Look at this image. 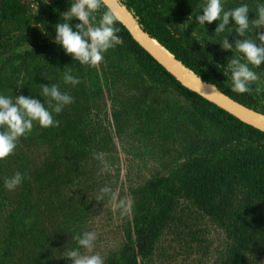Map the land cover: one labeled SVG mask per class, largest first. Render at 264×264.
I'll use <instances>...</instances> for the list:
<instances>
[{"label":"trees","instance_id":"16d2710c","mask_svg":"<svg viewBox=\"0 0 264 264\" xmlns=\"http://www.w3.org/2000/svg\"><path fill=\"white\" fill-rule=\"evenodd\" d=\"M66 1L36 0L38 9L33 12L29 0H0V57L4 59L3 51L12 50L17 41L30 35L32 45L44 43L57 58V66L63 74L70 67L72 74L81 81L72 86L76 88L77 100L74 98V103L66 106L59 115L53 113L54 119L60 121L59 127L42 128L34 124L33 130L20 139L8 168L12 175L18 171L24 175L22 184L14 191L6 190L1 177L6 172L0 169V207L5 213L0 225V264H57V248L79 234L77 221L82 215L76 213L81 214L80 209L87 205L82 201L78 210L68 202V205H59L49 212L43 207L42 188L50 187V180L56 182L63 177V166L83 164L84 158L107 149L110 142L107 132L99 136L100 128L93 121V113L85 114L86 108L82 104L84 101L96 104L102 100L101 70L90 66L85 68L64 49H55L56 32H46L47 25L58 13L70 9ZM120 1L133 13L145 32L198 77L252 108L245 99L231 94L218 81V67L207 61L197 49L193 52L183 47L180 37H186L185 33H180L179 37L173 33L172 17L192 14L198 6L197 0ZM104 11L108 9L103 5L96 13L102 15ZM115 27L122 39L118 46L121 60L125 62L122 71L131 83L126 84L127 89L133 90L136 79H144L141 70L132 66L135 58L148 70L149 77L153 76L179 96L190 100L192 107L184 117L176 113L172 115L174 110L169 108L170 105H159L161 98H149L148 89L138 86L136 89L141 92L136 91L139 103L136 111L126 105L135 92L131 95V91H127L115 101L119 104L112 113L116 125L124 118L136 117L137 126L143 128L150 126L155 119L159 122L158 118L162 116L165 128L161 129L159 123L154 125L156 131H161L158 136L162 139H170V128H179L178 134L182 137L191 135L190 128L199 124L214 126L218 135L215 139L201 136L200 140L190 141L184 138L180 149L183 155L186 154L183 163L166 174L152 175L132 191L134 213L128 238L120 250L105 259L104 264H149L158 251L162 254L168 251L166 259L174 264L176 258H182L180 262L184 264H264V133L184 88L133 41L117 20ZM13 52L7 61L1 58L2 62H9L15 56L20 62L21 77L13 84L14 95L11 97L23 95L44 102L45 98L38 92L41 75L36 72L32 61H27L32 52L28 49ZM260 67L264 71V64ZM6 70L5 64H1L0 94ZM91 92L99 94L90 100ZM123 100L125 104H122ZM141 103L146 107L144 112ZM179 123L181 125L177 127ZM31 154L36 158H28ZM49 173L55 177H49ZM46 218L56 219L58 230L55 236L45 227ZM211 234L217 236L220 243L214 250L207 244V237L210 238ZM65 236L69 238L65 239ZM155 264L163 263L156 261Z\"/></svg>","mask_w":264,"mask_h":264},{"label":"rangeland","instance_id":"374dc122","mask_svg":"<svg viewBox=\"0 0 264 264\" xmlns=\"http://www.w3.org/2000/svg\"><path fill=\"white\" fill-rule=\"evenodd\" d=\"M197 1L198 6L194 9L192 14L172 17L171 25L173 33L176 37H179L180 33H185L186 37H180V42L183 47L193 52H196L197 49L206 57L207 61L218 67L220 70L218 73L221 75H219L218 81L223 84L231 94L245 99V101L258 112H264V91L260 93L255 91L257 88L264 90V71L261 67L249 65L250 69L257 73L258 80L251 85L253 91L244 94H237L231 91V72L227 70L228 60L235 56L241 59L242 62H245L242 55L234 48L236 40L252 39L257 44H260L257 35L260 32H264V26L260 28L250 26L244 37H240L234 30H230V28H235V21L230 18L226 30L223 33L215 34V29L218 27L219 21H214L211 24L206 22L205 25H199L197 22L196 16L203 15L202 10L206 4V0ZM65 3L69 4L68 7L72 5L70 0H67ZM242 4L248 5V18L251 22L257 17V5L264 4V0H222L225 11ZM29 8L33 12H36L38 6L37 4L32 5L30 3ZM64 12L66 11L60 12V14L58 13L55 20L49 22L46 32H55V26L58 23L64 22L61 15ZM94 16L96 19L92 21V24L96 26L101 15L99 13H94ZM79 23H81L79 20L73 18L70 22L73 31L77 30L75 25ZM181 25L183 26L180 27ZM225 38L233 45L232 51L222 49L220 43H222ZM186 39L188 41H186ZM31 40L30 35L23 36L16 42L12 50L15 52H25L26 49L31 51L32 56H28L27 61H32L33 66L36 68V72L38 75H41L40 85L49 86L51 84H59L62 92L72 94L73 98L77 100L78 96H76L75 93L76 88H72L71 85H66L63 82V73L57 66V58L49 52L50 50L44 43L32 45ZM48 41L52 42L49 39ZM11 43H9L10 48L12 46ZM53 45H56L55 49L63 50L62 46L56 43H53ZM119 45L114 49L108 50V52L104 54L103 62L96 66L99 71L101 70L100 84L103 85L101 89L102 100L100 103L96 104L87 101L82 103L83 107L86 108L84 111L85 114L90 112L93 113V121L96 126L100 128L99 131L101 134L99 136H103L107 132L108 137H110L108 148L99 152L104 153V161L107 163V169L104 170V163L98 159H94L93 155H90V157L83 159V164H73L70 167L63 166L65 170L62 172L63 177L60 176L56 182L50 180V187L42 188L43 194L41 195V197L44 198L43 207L45 210H49V212L53 211L55 207L59 205H68L69 203L74 205L76 207L75 209L79 210L81 207H79L78 204L83 203L82 201L86 203L87 206L80 209L81 214L76 213V215H82L80 220L77 221L79 226L78 233L82 234L85 231H90L97 234L93 251L90 254L98 253L103 257L104 261L109 255L120 250L128 238V231L131 227V220L134 213L132 209V191L141 187L152 175L156 173L166 174L170 170L176 168L177 165L183 163L186 154L183 155L180 149L185 142L184 138H188L190 141L200 140V138H202L201 136L215 139L218 135V131L214 126L210 124L208 126L197 124L198 126L190 128L192 131L191 135L186 136V134H184L181 137L178 134L179 128H177V130L170 128L168 129L170 139H162L158 136V132L161 133V131H156L157 127L154 126L159 123L158 125L162 127L161 129L165 128L166 122L162 116H159V122L155 119L151 121L150 126L143 128L137 126L136 117L124 118L116 125L114 118H112V113L118 109L117 107H119V104L117 102L115 103V101H118L120 95L126 94L127 91H131V95L135 92L133 98L130 99L126 105L129 107L131 106V108H134L136 111V105L139 104L137 103L138 101H136V91L141 92V89H136L138 86H145V88L148 89L149 98L150 96L161 98L162 100L159 102V105H170L169 108L174 110L172 115L176 113L180 117H184L186 112L190 111V109L192 110L190 100L179 96L174 89L163 82H159V80H155L153 76L150 75L149 77L146 72L148 70H146L135 58H133L135 64H132V66L141 70L140 73L144 79H136V82L133 83V90L127 89L128 86L126 84L131 83H128L130 79H126L122 71L125 62L121 60V56L118 53ZM12 50L3 51V55L5 56L4 59L3 56L0 57V65L5 64L7 69L3 79L1 94L8 97L14 95L12 86L21 77V73L19 74L20 62L15 59V56H12V60L10 59L12 62H2V59L3 61H7L11 55H13L14 52ZM84 66L85 68H89V66ZM136 73L138 72L136 71ZM6 78L8 81H6ZM38 92L41 95L40 88ZM98 94L99 92H91L90 100L95 98ZM42 98L44 97L42 96ZM96 101H98V99H96ZM41 103L44 102L42 101ZM122 104H125L124 100ZM140 107L144 109L143 112L146 110V107L142 103ZM134 115H136L135 112ZM180 125L181 123L177 124V127H180ZM39 148L42 151L43 146L40 145ZM11 156L4 161H0V169H5L4 172H6L5 175H1L3 180H5L6 177L13 176L11 174L12 170L9 171L8 168ZM30 157L31 159L36 158L32 154L28 156V158ZM86 159L88 166L86 165ZM44 174L45 173L42 175ZM49 177L55 176L49 173ZM105 186L110 187L115 193L116 199L114 201L110 200L109 196H105L103 200L97 199L101 194L100 190ZM121 199H127L131 206L130 213L123 216L121 215V209L117 207ZM77 200L79 201L77 202ZM4 214V210L0 207V225ZM55 221V218H46L44 222L45 227L50 230V234L53 236H55V232L58 230ZM200 223H202L201 220ZM205 237L206 236H204V238ZM68 238L69 237L66 238L65 236V239ZM207 240V244L211 246L212 250H214V247L220 245L218 237L213 234H211L210 238L207 237ZM65 243L66 245H60L57 248V264H71L69 259L64 258L63 252L67 249H75L78 247L77 243L75 247L73 246L72 238L68 239ZM165 243L166 242H163V245H165ZM81 251L84 252L83 249H81ZM164 253L167 254L168 251ZM166 254H162L158 251L149 264H155L156 261L163 264H174L173 261H167ZM180 260H182V258L179 260L176 258V260H174L175 264H184V262H180ZM185 260H188V257H185Z\"/></svg>","mask_w":264,"mask_h":264},{"label":"clouds","instance_id":"9594fccd","mask_svg":"<svg viewBox=\"0 0 264 264\" xmlns=\"http://www.w3.org/2000/svg\"><path fill=\"white\" fill-rule=\"evenodd\" d=\"M102 6L103 0H72L70 9L61 14L64 22L55 26L54 43L62 46L66 54L81 65L98 66L103 62L104 54L108 50L114 49L122 43V39L117 35L119 29L115 27L116 18L110 10L104 11L98 24L93 26L92 21L96 19L94 13L98 12ZM202 12L203 15L196 16L199 25L219 21L215 34L223 33L226 30L230 18L235 21V28H230V30H234L240 37H244L250 26L256 28L264 26V4L257 5V17L251 22L248 18L249 7L247 4L225 11L222 0H206ZM73 18L81 22L75 25L76 31H73L70 24ZM257 38L260 44L252 39H237L235 42L234 48L242 55L245 62L236 56L228 60L227 70L231 72V91L234 93L244 94L253 91L251 85L258 80L257 73L251 70L249 65L259 67L264 64V32L258 33ZM220 44L224 50L232 51L233 49V45L227 38ZM63 82L73 87L81 83L80 79L72 74L70 67L64 71ZM38 87L41 89V95L45 98L44 103L23 95L13 99L0 94V161H4L14 154L20 139L33 130L34 124H38L42 128L59 127L60 121L54 119L53 113L59 115L66 106L74 103V98L67 92H62L59 84L49 86L42 84ZM255 91L260 93L264 90L257 88ZM93 158L104 163V170L107 169L104 153H93ZM24 178V175L19 171L11 177H6L4 180L5 189L14 191L22 184ZM100 193L97 197L98 200H103L105 196H109L113 201L116 199L115 193L110 187L105 186L100 190ZM117 207L121 209L122 216L131 211L127 199H121ZM73 239L78 247L63 252L64 258L69 259L71 264H104V259L100 254H90L97 239L95 232L85 231L82 234L74 235Z\"/></svg>","mask_w":264,"mask_h":264},{"label":"water","instance_id":"95a60500","mask_svg":"<svg viewBox=\"0 0 264 264\" xmlns=\"http://www.w3.org/2000/svg\"><path fill=\"white\" fill-rule=\"evenodd\" d=\"M103 5L113 13L116 20L126 29L133 41L180 85L228 113L241 123L264 133L263 113L237 102L213 84L207 83L198 77L166 47L145 32L133 13L120 0H103Z\"/></svg>","mask_w":264,"mask_h":264},{"label":"built area","instance_id":"2783aa9c","mask_svg":"<svg viewBox=\"0 0 264 264\" xmlns=\"http://www.w3.org/2000/svg\"><path fill=\"white\" fill-rule=\"evenodd\" d=\"M29 1H30V3H31L32 5H36V3H35L36 0H29Z\"/></svg>","mask_w":264,"mask_h":264}]
</instances>
